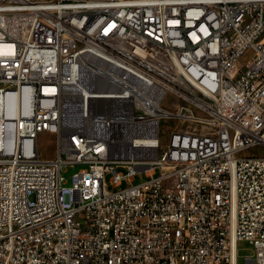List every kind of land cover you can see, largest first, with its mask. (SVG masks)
<instances>
[{
	"label": "built area",
	"instance_id": "built-area-1",
	"mask_svg": "<svg viewBox=\"0 0 264 264\" xmlns=\"http://www.w3.org/2000/svg\"><path fill=\"white\" fill-rule=\"evenodd\" d=\"M0 46V264H264V0H0Z\"/></svg>",
	"mask_w": 264,
	"mask_h": 264
},
{
	"label": "rangeland",
	"instance_id": "rangeland-1",
	"mask_svg": "<svg viewBox=\"0 0 264 264\" xmlns=\"http://www.w3.org/2000/svg\"><path fill=\"white\" fill-rule=\"evenodd\" d=\"M251 57V50H247L244 55L241 58V62L245 63L247 60H249ZM168 98L166 97L165 100L163 101L162 105L165 108H169L170 104L168 102ZM178 124L177 121L171 120L168 118H161L160 123H159V141L160 145L163 148H166L168 144V137L170 132L175 128V126ZM52 136L48 134H40L38 137V147L40 150V157L42 159H52L54 157V143L52 141ZM260 153L264 155V148L263 147H254L250 148L249 150L241 151L237 154V157H244V156H249V155H254ZM79 169V167L75 168H63L61 176L63 179L66 181V185H70L71 177L72 175ZM141 179L144 180L145 177L142 175ZM140 178L136 177L135 183L139 182ZM124 184L121 186L123 187ZM237 255H238V264H245L244 263V257L246 256H251V250L250 246L247 242H239L237 245Z\"/></svg>",
	"mask_w": 264,
	"mask_h": 264
},
{
	"label": "bare ground",
	"instance_id": "bare-ground-1",
	"mask_svg": "<svg viewBox=\"0 0 264 264\" xmlns=\"http://www.w3.org/2000/svg\"><path fill=\"white\" fill-rule=\"evenodd\" d=\"M4 50L2 49V47L0 46V52H3Z\"/></svg>",
	"mask_w": 264,
	"mask_h": 264
}]
</instances>
